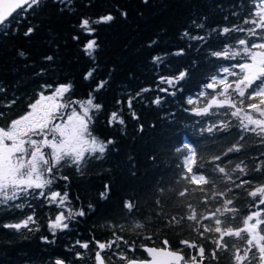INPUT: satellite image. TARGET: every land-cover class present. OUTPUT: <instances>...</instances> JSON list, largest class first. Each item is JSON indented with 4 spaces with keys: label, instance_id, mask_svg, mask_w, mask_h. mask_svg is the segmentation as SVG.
I'll use <instances>...</instances> for the list:
<instances>
[{
    "label": "trees",
    "instance_id": "obj_1",
    "mask_svg": "<svg viewBox=\"0 0 264 264\" xmlns=\"http://www.w3.org/2000/svg\"><path fill=\"white\" fill-rule=\"evenodd\" d=\"M66 7L59 0H43L41 7L28 9L6 33L0 32V127L24 115L41 91L50 95L51 89L44 85L54 89L71 83V93L64 99L84 101L90 94L94 96L102 108L95 113L90 130L99 139L115 143L103 158L89 157L81 171L65 164L57 173L68 179L58 178L51 191L67 192V207H82L86 212L68 221V229L54 235L50 231L49 220L60 209L46 197L30 195L10 202L23 204L21 208L0 205V264H55L58 259L65 264H95V253L101 251L97 241H117L101 255L108 264H125L121 254L129 259L147 258L142 247H165L164 240L168 248L180 251L188 264H192L191 256L201 259L199 247L205 249L203 264H236L237 249L243 255L249 247L247 235L242 234L244 239L225 236L220 243L227 247L217 248L220 234L214 231L215 220L202 217H211L217 208L223 210V201L232 199L229 207L238 209L236 220L231 219V213H217L216 218L221 219L222 230L236 229L252 211L264 209L258 204L259 197L249 195L264 185V134L259 128L253 132L241 124L242 120L247 123V113L264 119L247 107L250 103L261 106V98L248 99L249 89L240 105L237 94L230 90L227 98L243 109L239 118L233 117L235 109L227 106L214 105L201 115L197 112L207 107L213 96L225 99L218 95L223 91L219 83L215 90L206 87L212 78L219 80L226 75L223 68L244 62L241 57L228 59L212 53L228 45L239 48V39L259 42V36H249L247 31L224 34L222 29L255 27L245 21L258 19L252 13L260 7V0H73L71 10H62ZM109 14L114 19L93 24L94 33L80 27L84 18L96 20ZM29 27L34 30L25 35ZM256 31L264 33V29ZM185 32L189 35L184 36ZM92 39L98 48L89 57L84 45ZM157 56L161 60L154 62ZM93 69V76L85 79ZM180 72L186 73L184 79L173 84L162 79ZM227 79L231 82L235 77ZM101 81L106 83L96 91ZM157 98L159 104L154 103ZM112 112H118L124 124H109ZM221 122L227 127L207 131ZM185 144L197 153L192 173L183 167L188 154ZM234 146L240 151L229 152ZM216 156L220 160L213 162ZM237 164L243 171H233ZM216 165L224 167L231 179L212 172ZM197 168L206 171L197 172ZM193 174L205 175L209 183L191 182ZM105 185L109 194L101 199ZM181 192L185 194L181 196ZM220 192L226 196H219ZM125 202L134 204L131 212L124 207ZM189 205L196 210L195 221L187 219ZM30 215L35 223L28 228L17 231L3 227ZM137 223L143 227L137 228ZM261 234L264 225L255 233ZM77 241L89 247L82 248ZM133 247L134 252L130 250ZM212 251H216L215 258ZM255 254L253 248L243 264H259Z\"/></svg>",
    "mask_w": 264,
    "mask_h": 264
},
{
    "label": "snow or ice",
    "instance_id": "obj_2",
    "mask_svg": "<svg viewBox=\"0 0 264 264\" xmlns=\"http://www.w3.org/2000/svg\"><path fill=\"white\" fill-rule=\"evenodd\" d=\"M63 5H66V9L71 10L73 0H59ZM43 5V0H0V32L6 33L9 27L18 22V17L28 9L39 8ZM126 15V13H124ZM254 17L258 19L246 20L245 23L254 24L255 27L249 29H236L225 27L222 29L224 34H228L231 31H247L249 36H259V42H249L247 39H239L237 41L239 48H234L232 45L225 46L223 51L213 52L212 55L216 57H225L228 59H235L241 57L244 62H237L230 67H225L222 71L226 74L223 78H212V82L207 84L209 89H216L217 83L223 86V91L218 95L224 96L225 99H217L213 96L208 102L207 107L198 111L197 114H205L214 105L218 108L230 107L235 109L231 112L233 117H240L242 108L238 107L237 102L228 99L229 91L236 93L239 100L238 103L242 105L246 96V90L251 89L248 99L260 97V105L264 106V33H257L256 28L264 29V0H260V7L252 13ZM114 17L112 15L101 16L96 20H90L84 18L80 21V27L86 30L89 34L95 32L93 24L108 23L112 21ZM197 27H203V25H197ZM33 28L29 27L25 32L28 35L33 32ZM184 36H188L189 33L185 32ZM192 39L203 40L204 37H191ZM78 39V37L76 38ZM98 48L96 40H88L84 45V52L91 57L95 50ZM183 50H181L182 53ZM180 54V53H177ZM23 55V53H21ZM51 60L52 57H47ZM154 62H159L161 57H153ZM239 69V71H234ZM95 69L90 70L85 79H89L93 76ZM185 72H180L178 76L173 78H162L168 84H173L174 81L183 80ZM233 76L234 80L228 81L227 77ZM106 81H101L96 88L99 91L104 87ZM45 89H51L50 95H45L43 91L38 94V98L28 105V111L19 116L16 119L10 121L7 127H0V205L10 206L15 208L24 207L23 204L12 203L19 199L26 198L30 195H38L40 197H46L49 203L56 204L60 209L59 213L55 215L54 219H50L48 227L53 235L59 230L63 231L68 229L69 223L77 216L86 215L84 208L74 209L67 207L70 203L69 194L67 192L61 193L58 191H51L52 185L58 178L67 180V177H58L57 173L65 164H71L76 167L77 171H81L83 166L87 163L88 158L101 159L104 157L106 151L110 145L115 142L112 139L101 140L93 135L90 130V126L93 123V117L96 112H99L102 105L95 103V97L91 94L84 100H65V94H70L72 90V84H60L53 89L52 85H44ZM144 91H147L145 89ZM139 95V93H137ZM12 103H15L13 101ZM131 99L128 101V106L131 108ZM154 103L159 104L160 99L157 98ZM189 103H192L189 100ZM77 106L79 110L77 109ZM258 106L255 103L247 105L249 109L255 110L261 117H264V107ZM3 113H0V117ZM247 123L241 121L242 126L245 129L253 132L259 128L260 133L264 134V119H254L251 113L245 115ZM119 123L124 124V120L121 118L118 112H112L109 124ZM226 124L221 122L219 126L213 125L207 129L208 132H212L214 128H225ZM184 148L187 150V155L184 157L183 167L186 168L187 173L193 172V165L196 164V150L190 145L185 144ZM177 151H180L177 149ZM240 151L239 147H233L228 150ZM220 160L219 156L213 158V162ZM239 169L243 171L240 164L236 165L233 171ZM257 170H260L259 168ZM206 171L201 168H197V172ZM212 172H219L225 174L227 179H231L226 173L224 167L216 165L212 169ZM81 174H83L81 172ZM185 179L188 176L185 175ZM191 182L208 184L209 180L205 175L193 174L191 176ZM240 185H237L239 187ZM47 190V191H46ZM187 191V189H185ZM231 192V189L227 190ZM109 194L108 186L105 185V191L100 193L101 199H106ZM185 193L181 192L183 196ZM219 196H226L225 192L218 193ZM249 195L253 198L259 197L258 204L264 205V185L256 187L253 191L249 192ZM233 204L232 199H225L223 201V210L217 208L215 212L211 214V217H202L203 219L212 218L215 220L216 227L214 231L220 234V241L217 243V248L227 247L226 244L220 243L225 236L237 237L244 239L247 235L248 249L243 255L240 254L239 249L236 251L234 257L236 264H243L245 260L249 259V253L253 248L256 249L255 256H258L259 264H264V234L255 235L260 225H264V209L252 211L242 220V227L227 230H222L220 227L222 221L216 218V214L219 213L224 216L226 213H231V219L236 220L238 215V209L229 207ZM124 207L131 212L134 208V204L131 202H125ZM91 209L92 205H88ZM191 215L187 217L188 220H197V213L191 205H189ZM66 209V213H65ZM255 221L254 223H251ZM34 216L30 215L26 219L18 223H9L3 225L4 228L15 229L17 231L22 228H28L30 224H34ZM137 228H142L140 223L136 224ZM206 231L210 229H205ZM47 241V237L43 238ZM119 239H123L119 237ZM80 247L87 249L88 243L76 242ZM98 248L103 251L106 248H111L117 241H110L107 244L102 242H96ZM127 243V242H125ZM182 244L189 247H197L195 244H189L188 241H181ZM165 247L155 248L148 247L145 251L151 257L149 260H136L129 259L127 256L121 254L120 258L126 261V264H188V260L183 254L170 250L168 241L164 240ZM131 251H135V248H131ZM101 251L95 253L96 264H106L104 257L101 255ZM81 253H77V256H81ZM201 258L197 261V257L191 256L192 264H203V258L205 255V249L199 247L198 252ZM211 257H216V251L211 252ZM254 256V258H255ZM55 264H65L63 260H56ZM249 264L251 262L249 261Z\"/></svg>",
    "mask_w": 264,
    "mask_h": 264
},
{
    "label": "water",
    "instance_id": "obj_3",
    "mask_svg": "<svg viewBox=\"0 0 264 264\" xmlns=\"http://www.w3.org/2000/svg\"><path fill=\"white\" fill-rule=\"evenodd\" d=\"M148 247H155V248H161V247H158V246H153V245H145V246H143L142 248L145 250L146 248H148ZM170 250H172V251H176V252H179V253H181L180 251H177V250H173V249H171V248H169ZM182 254V253H181ZM147 255H148V257L147 258H131V259H136V260H149L151 257L149 256V254L147 253ZM95 264H96V262H95ZM106 264H108V263H106ZM125 264H126V262H125ZM181 264H182V262H181Z\"/></svg>",
    "mask_w": 264,
    "mask_h": 264
},
{
    "label": "rangeland",
    "instance_id": "obj_4",
    "mask_svg": "<svg viewBox=\"0 0 264 264\" xmlns=\"http://www.w3.org/2000/svg\"><path fill=\"white\" fill-rule=\"evenodd\" d=\"M77 109L79 110L78 106H77ZM191 264V263H190Z\"/></svg>",
    "mask_w": 264,
    "mask_h": 264
}]
</instances>
